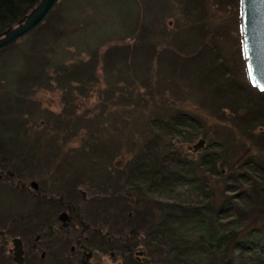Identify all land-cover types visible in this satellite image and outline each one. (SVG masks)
I'll use <instances>...</instances> for the list:
<instances>
[{
	"label": "rangeland",
	"instance_id": "374dc122",
	"mask_svg": "<svg viewBox=\"0 0 264 264\" xmlns=\"http://www.w3.org/2000/svg\"><path fill=\"white\" fill-rule=\"evenodd\" d=\"M51 14L52 21L60 28L59 33L47 32L42 40L36 37V41L33 36L25 37L20 40L21 45L0 51V173H4L0 177V229L7 228L8 233L17 235L28 223L23 215L34 201L31 193L17 184L25 178L26 182L35 178L43 187L50 182L67 183L101 193L105 186L112 189L113 186L79 181L107 179L110 171L102 168L116 173L127 159L155 143L169 148L177 142L192 145L205 137L203 131L212 133L214 140L226 143L223 152L228 173L225 177L235 176V167L229 164H234L242 153L244 160L264 156V91L259 92L249 76L240 33L242 0H60ZM213 30L217 34L209 33ZM39 42H51L52 55L47 61L39 55H22L24 48ZM126 49L130 50L129 55ZM97 50L100 55L104 52L101 66L89 75L95 79L100 76V80L82 87L87 91L88 106H81L80 112L88 113L70 119V131L62 132L56 139L44 129L58 124L54 112L70 110L71 106H63L59 87L42 85L45 80L31 71L45 62L53 70V66L77 56L92 60ZM129 64L133 66L131 70H127ZM132 79H136L134 101L121 91L125 81ZM109 91H114L111 96ZM29 95L33 96L24 100ZM106 98L107 101L112 98L114 106H104ZM99 101L104 102L102 106H94ZM96 107L105 110L99 124L94 114ZM179 112L196 116L201 126L186 125L185 131L171 139L157 123H166ZM78 125L88 128L82 127L79 134L69 137ZM89 130H94L101 141L98 167H93L91 156L82 161L74 155L77 150L72 151L86 142L84 138L87 146L91 145ZM55 141L64 143L67 149L54 150L50 143ZM209 144L211 140L207 139V146L199 151L212 150L214 146L209 149ZM217 148L220 149L218 145ZM190 153L194 156L195 151ZM60 155L75 159L61 161ZM10 171L13 172L11 179L5 175ZM78 171L85 175L81 176ZM210 178L212 190L218 192L224 185L237 182L215 173ZM236 191L227 189L233 194ZM159 196L161 200L182 198L195 202L199 198L182 183L175 191L161 192ZM107 204L111 214L130 211L127 198L115 205L112 201L113 209L108 200ZM1 241L6 243L7 252H0V264H12L8 249L11 244L0 233ZM44 249L47 254L41 264H57V245L45 244Z\"/></svg>",
	"mask_w": 264,
	"mask_h": 264
},
{
	"label": "trees",
	"instance_id": "16d2710c",
	"mask_svg": "<svg viewBox=\"0 0 264 264\" xmlns=\"http://www.w3.org/2000/svg\"><path fill=\"white\" fill-rule=\"evenodd\" d=\"M40 1L0 0V34L3 30L18 25ZM51 16L52 14L32 32L7 47L21 45L19 42L25 37L33 36L36 41V37L38 40H42L47 32L59 33L60 28L52 21ZM213 31L209 33L217 34L215 33L217 30ZM240 33L242 37V30ZM50 43H33L29 49L22 48V52L24 51L22 55L26 57H38L39 55L47 61L52 55ZM133 45L132 43V47ZM135 48L136 45L133 49ZM126 50V55H129L130 50ZM101 53L100 55L99 51L97 52V56L92 59L94 61L77 56L64 61L61 65L53 66V70L45 62L40 68L34 66L31 71L45 80L42 85L51 84L50 86H52L55 84L56 87H59L62 90L63 106H71L70 110L64 108L62 112H54L58 124L54 125V128L44 129L52 136H56V139L62 132L66 134L70 131L72 126L70 119L88 113L82 109L83 113L80 112L81 106H88L87 91H84L82 87L100 80V76L95 79L96 77L89 73L92 74V70L100 69V58L102 59L104 52ZM132 68V64H129L127 70ZM113 69H117V67ZM80 72L81 74L78 76L77 74ZM221 73L224 74V71ZM74 74L75 76H73ZM132 78L134 79V77ZM133 79L128 82L126 80L121 91L123 95H127L134 101L136 79ZM255 88L259 92H263L258 87L255 86ZM113 92L109 91L110 96ZM32 96L29 95L24 100L27 101ZM104 100L107 102L104 106H114L112 98L109 101L107 98ZM99 102L94 106H102L104 103L103 101ZM104 112L105 110L95 108L94 114H96L95 119H99L98 124L102 121ZM91 113L93 114V110ZM199 123L201 124V120L196 116L179 112L169 121L166 120V123L158 122L157 127L162 133L171 135L170 138L173 139L185 131L186 125L198 127L201 126ZM82 127L88 128L85 125L75 126V129L68 134L69 137L79 134ZM102 129L100 128V130ZM88 133L92 139L91 145L87 146V140L84 138L86 142L79 145L78 148H72V151L76 149L77 152L74 155L82 161L91 156L94 160L93 167H98L97 164L99 165V158H101V141L94 130H89ZM203 134L206 141L207 139L211 140V145L209 144L207 148L211 149L210 147L214 146L210 151L207 149L201 154L195 151L192 156L190 152L194 150L190 149L187 144L183 149L178 142L174 143L172 148H169L167 144V147H164L161 143H155L149 145L142 153L132 157L129 161L127 159L124 165L119 166L116 173L112 169L102 168L103 171H110L107 179L99 177L90 181L83 179L79 182L83 181L95 186L111 184L113 189L109 186H105L103 189V193L108 195L106 196L108 200L113 198L123 200L127 198L128 200L134 197L135 202L131 203L129 207L130 210H134V214L130 215L123 210L121 218L135 220V223L132 222L131 225L136 227V244L145 245L148 254L152 257V264H264V156L259 155L244 160L242 157L244 153H242L237 159L238 162L236 160L234 164H229L231 167H235V176L231 174L225 177V174L228 173V163L225 160L227 157L223 152L226 143L222 140H214L215 136L212 133L203 131ZM170 143L172 144L173 141ZM50 144L54 150L67 149H65L64 143L55 141ZM217 145L220 149L217 148ZM68 158L71 157L69 155L59 156L61 161H66ZM74 159L71 158V160ZM68 166L70 165L68 164ZM77 173L81 176L85 175L79 171ZM212 173L222 175L228 181L237 182L224 185L220 192L217 189L212 190L210 178ZM226 179L224 183H226ZM180 183L186 184L190 192H196L199 196L198 201H185L182 198L180 200L176 198L161 200L159 198V193L175 191ZM227 189L237 191L233 194L227 192ZM176 194L178 197L180 196V192ZM1 242L0 252L6 253V243Z\"/></svg>",
	"mask_w": 264,
	"mask_h": 264
},
{
	"label": "flooded vegetation",
	"instance_id": "af4514ba",
	"mask_svg": "<svg viewBox=\"0 0 264 264\" xmlns=\"http://www.w3.org/2000/svg\"><path fill=\"white\" fill-rule=\"evenodd\" d=\"M5 175L11 179L13 172ZM2 176L4 173L1 172ZM26 180L17 184L29 191L34 201V205L23 215L28 223L23 226L21 235L8 233L7 228L0 229L7 244H11L8 249L12 264H19L13 250V238L18 235L24 243L22 264H41L47 254L45 244L57 245V264H147L139 252L144 246L145 253L149 255L145 245L136 244V227L131 225L135 220H123L122 210H113L111 214L103 192L94 193L82 185L67 183L50 182L43 187L41 181L35 178L30 182ZM113 199L108 201H114V205L124 201ZM133 202L135 199L131 197L130 203ZM114 205L111 202L110 208L113 209ZM128 213L133 215L134 210Z\"/></svg>",
	"mask_w": 264,
	"mask_h": 264
},
{
	"label": "water",
	"instance_id": "95a60500",
	"mask_svg": "<svg viewBox=\"0 0 264 264\" xmlns=\"http://www.w3.org/2000/svg\"><path fill=\"white\" fill-rule=\"evenodd\" d=\"M59 1L41 0L18 25L3 30L0 34V50L40 26L59 4ZM242 34L250 80L254 86L262 90L264 89V0H242ZM205 144L206 138L201 137L189 147L199 150ZM181 147L185 149L183 145ZM198 153L200 154L201 151ZM13 240L15 259L22 264L24 261L23 239L18 235ZM139 252L143 254L142 258L147 264H152V257L145 253L144 246L140 247Z\"/></svg>",
	"mask_w": 264,
	"mask_h": 264
},
{
	"label": "snow or ice",
	"instance_id": "6c2138e0",
	"mask_svg": "<svg viewBox=\"0 0 264 264\" xmlns=\"http://www.w3.org/2000/svg\"><path fill=\"white\" fill-rule=\"evenodd\" d=\"M262 91H264V89H262Z\"/></svg>",
	"mask_w": 264,
	"mask_h": 264
}]
</instances>
